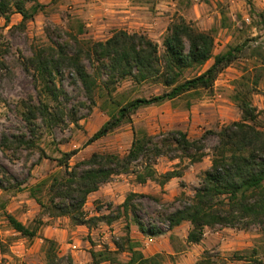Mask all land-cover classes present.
<instances>
[{
  "label": "rangeland",
  "instance_id": "obj_1",
  "mask_svg": "<svg viewBox=\"0 0 264 264\" xmlns=\"http://www.w3.org/2000/svg\"><path fill=\"white\" fill-rule=\"evenodd\" d=\"M15 1L7 0L8 22L0 14V57L15 68L14 76L0 79V168L12 174L10 184L19 182L22 189L9 188L8 182L4 186L9 189H0V264H48L45 239L57 243L64 264L69 258L73 264H128L132 256L129 241L146 258L159 255L161 264H264V223L248 228H207L201 242L190 243V222L170 228L166 220L183 201L194 197L204 172L211 167L217 143L213 134L202 162L191 164L187 158L163 156L153 163L159 175L183 172L163 186L151 180L141 184L135 172L114 176L101 187L103 197H88L84 210L89 221L84 225L74 224L69 217L50 216L32 194L46 178L66 176V168L60 166L64 153L77 151L69 160L72 167L93 153L125 156L134 130L151 135L178 130L194 140L240 121L242 112L234 95L247 78L259 80L258 86L251 87V95L258 114L256 125L264 130V0H29L26 9L32 13L37 6L38 11L26 22ZM180 18L199 31L213 32L215 54L240 46L236 59L219 74L212 91L190 101L181 98L141 108L132 115L131 123L90 144L88 140L109 120L116 105L161 94L164 88L131 80L110 86L100 81L91 101L73 72L66 71L51 94L16 65L41 48L62 42L68 34L80 40L105 41L117 30L144 33L163 52L168 28ZM212 63L186 77L199 75ZM34 103H44L49 113L46 119L38 113L29 124L26 114ZM4 136L10 141L7 146L1 144ZM21 139L32 144L19 145ZM131 194L139 196L126 209L124 202ZM37 196L47 202V187ZM6 214L37 230L36 237L14 231ZM135 218L145 227L157 226L162 234L142 233Z\"/></svg>",
  "mask_w": 264,
  "mask_h": 264
},
{
  "label": "trees",
  "instance_id": "obj_2",
  "mask_svg": "<svg viewBox=\"0 0 264 264\" xmlns=\"http://www.w3.org/2000/svg\"><path fill=\"white\" fill-rule=\"evenodd\" d=\"M29 0H16L15 7L23 17V22L33 18L38 7L29 12L25 4ZM9 4L0 0V14L8 22ZM79 33H83V25ZM55 46L41 48L24 62L17 61L32 75L35 83L40 81L47 91L54 94L56 82L66 71L73 72L82 86L85 95L93 101L95 88L100 81L108 86L124 80L136 84L153 83L161 85V94L151 97H138L116 105L110 112L109 120L88 140L90 144L108 136L124 123H131L132 115L139 109L161 105L165 102L186 98H198L204 91H212L219 74L237 57L240 46L215 54V37L212 31H199L184 18L171 24L163 40V52L157 42L144 33H130L126 30L115 31L105 41L80 40L77 35H67ZM213 63L199 75L187 78L186 74L200 70L209 61ZM15 75V68L5 57H0V79ZM259 80L247 78L240 82L234 98L242 112V119L224 126L219 131H208L199 139H190L183 131H170L156 135L146 130H134V138L125 156L117 154L93 153L74 166L69 160L77 153L63 154L60 166L66 168V176H51L32 189L38 204L50 216L69 217L74 224L88 223L84 210L88 197L109 183L116 175L135 172L141 184L149 180L158 181L161 186L173 178H180L183 172L172 170L158 174L153 163L160 157L171 159L187 158L191 164L202 162L207 156V140L210 134L216 137V145L211 167L201 178L200 187L191 200L183 201L181 207L166 218L170 228L180 226L184 221L191 224L188 242L202 241L207 228L231 227L248 228L264 223V130L256 125L257 110L252 103L251 87L258 86ZM57 97V95H55ZM191 105V102H188ZM38 113L46 119L49 113L44 103L32 104L26 120L33 124ZM4 136L3 146L9 145ZM18 144L30 146V140L21 139ZM142 163L141 166L137 165ZM143 169V170H142ZM0 189H22L19 182L10 184L13 179L6 169L0 168ZM8 182L9 188L4 184ZM47 187L48 199L44 202L37 196ZM131 194L124 207L131 202ZM12 229L24 237L34 238L37 230L27 227L11 214H6ZM141 232L159 236L162 230L157 226L145 227L135 218ZM48 264H64L57 253V243L45 239ZM131 259L128 264H161L160 256L146 258L137 244L129 241ZM95 254L93 257L95 258ZM68 264H73L71 258Z\"/></svg>",
  "mask_w": 264,
  "mask_h": 264
},
{
  "label": "crops",
  "instance_id": "obj_3",
  "mask_svg": "<svg viewBox=\"0 0 264 264\" xmlns=\"http://www.w3.org/2000/svg\"><path fill=\"white\" fill-rule=\"evenodd\" d=\"M101 189L102 188H100V190H98L97 192L93 193L95 195L94 196L95 198H97V197H103L104 194H103V192H101Z\"/></svg>",
  "mask_w": 264,
  "mask_h": 264
},
{
  "label": "built area",
  "instance_id": "obj_4",
  "mask_svg": "<svg viewBox=\"0 0 264 264\" xmlns=\"http://www.w3.org/2000/svg\"><path fill=\"white\" fill-rule=\"evenodd\" d=\"M149 244V243H148Z\"/></svg>",
  "mask_w": 264,
  "mask_h": 264
}]
</instances>
